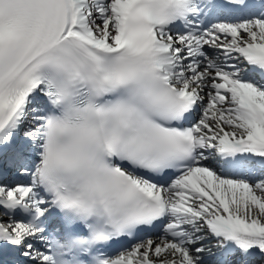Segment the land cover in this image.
Returning <instances> with one entry per match:
<instances>
[{"label":"snow or ice","instance_id":"1","mask_svg":"<svg viewBox=\"0 0 264 264\" xmlns=\"http://www.w3.org/2000/svg\"><path fill=\"white\" fill-rule=\"evenodd\" d=\"M0 264H264V0H0Z\"/></svg>","mask_w":264,"mask_h":264}]
</instances>
